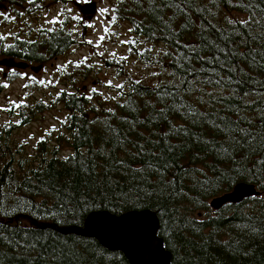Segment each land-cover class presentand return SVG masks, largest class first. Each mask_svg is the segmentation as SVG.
I'll return each instance as SVG.
<instances>
[{
  "label": "trees",
  "instance_id": "trees-1",
  "mask_svg": "<svg viewBox=\"0 0 264 264\" xmlns=\"http://www.w3.org/2000/svg\"><path fill=\"white\" fill-rule=\"evenodd\" d=\"M115 3L129 47L166 78L126 74L112 93L86 92L73 77L82 67L66 65L53 99L33 95L10 112L17 119L0 126V264H129L70 229L95 211L142 209L156 215L170 264H264V0ZM26 24L22 38L0 39V54L25 60L16 63H45L75 42L64 21ZM56 104L60 125L26 152L13 133ZM239 182L261 193L209 207Z\"/></svg>",
  "mask_w": 264,
  "mask_h": 264
},
{
  "label": "rangeland",
  "instance_id": "rangeland-1",
  "mask_svg": "<svg viewBox=\"0 0 264 264\" xmlns=\"http://www.w3.org/2000/svg\"><path fill=\"white\" fill-rule=\"evenodd\" d=\"M36 4L35 8L29 5L28 10L19 5L15 7L18 13L25 12L23 17L17 16L18 13L12 8L10 11L0 5V39L1 36L6 37L2 39L3 43L13 41L15 33L22 38L24 28H28L26 23L35 28H52L61 25L62 21L72 30L75 42L65 53L42 64L27 62L26 67H9L0 61V78L4 82L0 92V126L16 120L17 117H11L10 112L15 111L20 103L30 101L33 95L45 100L53 99L51 92L66 88L65 85L61 86L62 74H57L66 65L70 66L69 69L82 67L79 73L73 71V77L75 83L82 84L86 92L95 89L102 94L112 93L114 86L126 74L149 84L165 80L166 77L157 66L138 60L135 50L129 47L128 41H132L130 27L115 19L112 13L115 1L37 0ZM139 47L143 49L144 45ZM155 47L151 45L150 51L158 54ZM106 60L117 61L120 66L113 64L106 67L103 63ZM34 67L39 69L33 70ZM10 73L11 77L8 78L7 74ZM83 73L84 76L81 75ZM65 112L61 104H56L14 132V141L23 143L26 152H31L42 135L48 136L52 127L60 125L59 120L63 119Z\"/></svg>",
  "mask_w": 264,
  "mask_h": 264
},
{
  "label": "water",
  "instance_id": "water-1",
  "mask_svg": "<svg viewBox=\"0 0 264 264\" xmlns=\"http://www.w3.org/2000/svg\"><path fill=\"white\" fill-rule=\"evenodd\" d=\"M4 64L26 66L14 61ZM260 193L253 184L239 182L230 191L210 199L208 205L218 210L227 203L236 204ZM158 227L156 215L148 209L132 210L119 215L100 210L90 213L83 225L73 227L70 231L85 237L94 236L106 249L121 252L129 264H170L171 254L158 236Z\"/></svg>",
  "mask_w": 264,
  "mask_h": 264
},
{
  "label": "flooded vegetation",
  "instance_id": "flooded-vegetation-1",
  "mask_svg": "<svg viewBox=\"0 0 264 264\" xmlns=\"http://www.w3.org/2000/svg\"><path fill=\"white\" fill-rule=\"evenodd\" d=\"M113 1H115V0H113ZM0 5L1 6H6L8 8V10H10V11H11V8H12L15 13H18V10L15 9V7H18V5L14 6L13 4H10L7 0H0ZM29 5H30L29 0H24L22 5H20V7L25 8L26 10H28ZM25 15H26L25 12H20V13H18L17 16L23 17ZM15 37H17V38L19 37L18 33H15ZM5 38L6 37L1 36V39H5ZM11 43H12V41L11 42L8 41L7 44H11ZM0 61H25V60H22V59H19V58L10 57V56L4 55V54H0ZM28 67H30V66L28 65Z\"/></svg>",
  "mask_w": 264,
  "mask_h": 264
},
{
  "label": "snow or ice",
  "instance_id": "snow-or-ice-1",
  "mask_svg": "<svg viewBox=\"0 0 264 264\" xmlns=\"http://www.w3.org/2000/svg\"><path fill=\"white\" fill-rule=\"evenodd\" d=\"M54 22V21H53ZM130 31H131V29H130ZM101 39H103V37H101ZM89 43H91V41H89ZM122 43H124L123 41H122ZM128 43H134L133 41H128ZM117 87H121V86H117ZM93 91H95V89H93ZM19 105H17V107H18Z\"/></svg>",
  "mask_w": 264,
  "mask_h": 264
}]
</instances>
